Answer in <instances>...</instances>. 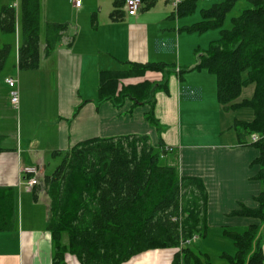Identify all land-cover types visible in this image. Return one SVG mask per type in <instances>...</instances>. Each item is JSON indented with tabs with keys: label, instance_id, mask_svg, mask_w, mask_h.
I'll return each mask as SVG.
<instances>
[{
	"label": "crops",
	"instance_id": "1",
	"mask_svg": "<svg viewBox=\"0 0 264 264\" xmlns=\"http://www.w3.org/2000/svg\"><path fill=\"white\" fill-rule=\"evenodd\" d=\"M40 2V64L21 70V0H0V15L3 7L15 11L8 30L0 24V51L7 49L0 74V264H54L55 241L47 228L49 199L38 186L26 185L25 168L38 167L40 178L53 173L48 171L52 159H63L82 140L134 133L148 134L154 145L162 141L170 151L166 159L177 163L182 175L202 179L208 192V229L196 235L198 249L209 258L212 252L220 257L222 253L234 255L237 247L224 229L242 231L260 223L258 218L234 214L243 205L257 206L256 196L264 191L258 178L261 165L255 162L260 150L241 144L234 126L237 119L252 120L255 114L242 111L246 116L233 118L231 112L250 107L223 110L217 78L206 69H193L196 46L183 33L202 19L192 20L197 7L192 13L179 14L167 0H154L149 8L145 5L137 15L129 16L123 4V19L114 21L110 18L114 0H82L80 6L71 0ZM48 22L68 24L49 54L45 52ZM168 59L179 63L171 74L165 68L123 80L153 83L155 121L148 119L149 102L135 104L127 98L117 106L98 100L101 71L125 69L133 62L168 64ZM182 67L197 73L184 80ZM11 76L19 79V109L10 102L6 79ZM166 81L168 86L160 87ZM207 101L219 104L215 111L220 120L227 115L229 130L223 140L216 136V129L206 140L198 132L189 133L194 107H203ZM177 251L176 247L148 249L122 264H172ZM64 264L82 262L68 252Z\"/></svg>",
	"mask_w": 264,
	"mask_h": 264
},
{
	"label": "trees",
	"instance_id": "2",
	"mask_svg": "<svg viewBox=\"0 0 264 264\" xmlns=\"http://www.w3.org/2000/svg\"><path fill=\"white\" fill-rule=\"evenodd\" d=\"M238 1L218 0L201 8L202 19L187 29L220 27V37L208 50H197L193 69H207L216 75L223 110L253 109L252 120L237 119L234 126L241 144L259 148L255 162L261 165L258 178L264 183V0H245L249 6L232 17L230 28H224L227 13ZM198 2L184 0L178 13H192ZM123 4V0H114L112 20L123 19ZM21 9L24 38L19 67L36 69L40 64L41 2L21 0ZM14 17L13 8L3 7L1 27L8 30ZM67 26L47 23V54L57 46ZM6 54V48L0 51V74ZM165 68L167 64L162 62H133L125 69L103 70L97 98L117 106L127 98L135 104L149 102L148 119L153 122V83L123 80ZM167 86V81L160 85ZM247 87L252 93L242 97ZM254 133L263 136L251 141ZM169 152L162 141L154 145L148 134L92 137L76 143L52 174L40 177L36 186L43 187L49 199L47 228L55 241L54 264H64L68 252L77 255L82 264H122L142 251L166 247L178 248L172 264H218L194 241L185 242L208 229V192L201 178L182 175L178 164L166 159ZM25 175L27 179L32 176ZM256 202L257 206L243 205L234 214L258 218L260 223L242 231L224 229L237 247L234 255L221 254L227 261L224 264H264V191L256 196Z\"/></svg>",
	"mask_w": 264,
	"mask_h": 264
},
{
	"label": "rangeland",
	"instance_id": "3",
	"mask_svg": "<svg viewBox=\"0 0 264 264\" xmlns=\"http://www.w3.org/2000/svg\"><path fill=\"white\" fill-rule=\"evenodd\" d=\"M216 1H218V0H200L198 2L197 11L191 15L192 20L195 21V20L201 19L202 14L200 15V9L202 7L203 8H209ZM247 6H249V5L245 0H239L236 3V5L233 7V9L227 13L223 27L224 28H230L232 26L231 25L232 17L238 15L240 13V11L242 9L246 8ZM176 32H178L177 28H176ZM220 33H221L220 27L210 28V29H207L205 31L187 30L183 33V37H187L185 39H187L188 42H191L192 44L195 43L196 51L201 50V51L205 52L210 47V44L220 37ZM168 53H169V51H168ZM192 54L193 53H190V56H192ZM178 64L179 63H178L177 59H172V60L168 59L167 69L174 71V70H176V68H178ZM182 68H183L182 75H183L184 80H186L187 76L195 75V73H197V72L191 71L190 69H187L186 67H182ZM7 72H9V71H7ZM13 75H16V74H13ZM212 75L214 77L213 79H216L215 78L216 76L213 73H212ZM250 92H251V89L249 87L245 88L242 97L249 95ZM218 105L219 104L213 105L210 101H207V103L203 107H201L199 105L195 106L193 113H192V116H191V119L188 122V124H189L188 130L190 131L189 133H192V135L194 136L195 132H198L200 136L205 135L204 137H202V139L206 140L207 138H210V131H212L213 129H216V132H217L216 136H219L220 140H223L227 131L229 130V127L228 128L226 127L227 115H224L223 118H221V120L219 119V115L215 111V110L219 109ZM242 111H248L247 114L253 113L252 108H244L243 110H240V111L231 112L232 117L236 118L237 116L238 117L242 116L243 115ZM243 116H246V115H243ZM183 122H184L183 123V132L185 134V132H186L185 120ZM222 129H223V131H222L223 133L221 132V135H220V131ZM61 161H62V158H60V157H56V159H52L51 165H50L48 171L53 172L55 170V166L59 165L61 163ZM41 189L44 190L43 187H41ZM210 259L215 263H219V264L226 263V260L224 258L220 257L218 252H212Z\"/></svg>",
	"mask_w": 264,
	"mask_h": 264
},
{
	"label": "built area",
	"instance_id": "4",
	"mask_svg": "<svg viewBox=\"0 0 264 264\" xmlns=\"http://www.w3.org/2000/svg\"><path fill=\"white\" fill-rule=\"evenodd\" d=\"M74 2L75 5L80 6L82 3V0H71ZM150 0H124V7L126 10L127 15L129 16H135L137 15L142 8L145 7L146 2ZM171 5L173 6L175 12H178V8L180 4L184 0H167ZM15 6H17V3H15ZM6 82L10 88V102L11 104L16 108L19 109L20 107V89H19V79L18 77L11 76L6 79ZM263 135L260 133H254L251 136V141H258ZM25 174H32L30 178L26 180V185L30 188L35 187L36 185L40 184L39 180V174L40 170L38 167H27L24 169ZM197 238L196 235H194L192 238H189L185 240V242L191 243Z\"/></svg>",
	"mask_w": 264,
	"mask_h": 264
}]
</instances>
